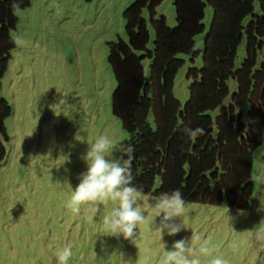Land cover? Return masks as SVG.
Listing matches in <instances>:
<instances>
[{"label":"rangeland","instance_id":"obj_1","mask_svg":"<svg viewBox=\"0 0 264 264\" xmlns=\"http://www.w3.org/2000/svg\"><path fill=\"white\" fill-rule=\"evenodd\" d=\"M19 8L11 30L25 40L10 51L7 69L0 80V97L12 108L4 120L8 135L2 139L5 156L0 161V264H56L58 248L71 244L69 264H159L164 244L190 239L192 231L211 238L214 255L230 264H264V137L252 152L253 193L246 209L185 200L184 227L170 236L160 232L161 216L152 208L151 193H142L147 220L140 226L138 246L122 235L107 233L102 218L111 212V201L81 207L79 214L66 208L72 189L87 170L82 158L88 142L103 134L125 142L128 134L111 111V93L116 85L107 61L109 41L126 40L124 9L134 0H29ZM174 0H161L156 17L163 15L170 27L176 24ZM256 10H258L256 5ZM205 29L195 37L201 50L212 8H205ZM148 20L147 10L142 14ZM153 46L154 32L148 23ZM245 55V39L235 57L238 67ZM173 93L181 105L189 97L188 67L202 65L201 53L180 55ZM261 56H259V60ZM148 60H144L147 72ZM230 95L236 88L228 80ZM230 95L225 105L230 103ZM249 104L235 107L248 124ZM214 114L216 112H213ZM213 114V115H214ZM119 155V153H116ZM159 184L156 179L154 187ZM162 215V214H161ZM94 216V220H89ZM182 218H177L180 223ZM137 233L139 229H136ZM198 248V244L194 245ZM202 264L210 257L201 255Z\"/></svg>","mask_w":264,"mask_h":264},{"label":"trees","instance_id":"obj_2","mask_svg":"<svg viewBox=\"0 0 264 264\" xmlns=\"http://www.w3.org/2000/svg\"><path fill=\"white\" fill-rule=\"evenodd\" d=\"M29 2L0 0V80L15 47L9 36L18 21L13 5L24 8ZM160 2L130 3L123 11L127 39L118 36L107 43L116 82L111 111L128 134L124 144L135 148L133 183L142 193L179 189L185 200L246 209L254 187L252 152L264 137V0H174L173 27L163 15L156 17ZM207 5L212 8L210 26L202 49L195 50V37L205 29ZM148 23L154 32L151 48ZM243 39L245 55L236 67ZM199 53L202 65L188 67L189 97L181 105L173 93L175 75L185 62L180 55L191 56L193 62ZM144 60L149 61L147 72ZM229 79L236 82L231 95ZM245 103L248 124L235 112ZM11 112L0 97L2 139L8 138L4 120ZM184 127L205 132L192 139ZM4 156L0 140V161ZM156 179L159 184L154 187Z\"/></svg>","mask_w":264,"mask_h":264},{"label":"clouds","instance_id":"obj_3","mask_svg":"<svg viewBox=\"0 0 264 264\" xmlns=\"http://www.w3.org/2000/svg\"><path fill=\"white\" fill-rule=\"evenodd\" d=\"M19 12V5L14 4L13 13L18 15ZM9 36L17 47L25 45V40L17 33L10 31ZM183 131L192 139L205 132L200 127L195 129L184 127ZM88 144L89 149L82 157L87 162V170L81 174L80 182L72 189L65 206L72 213L79 214L83 205L94 204L99 211V205L113 202L115 206L111 212L104 214L102 218L107 233L114 236L122 235L125 239L132 240L139 248L138 241L142 236L140 226L147 220V215L142 207V192L133 183L134 145L118 142L108 134L99 135L94 142ZM260 179L261 176L255 173L251 175L252 181ZM152 200L156 217L161 216L158 231L163 233L166 229L168 235L174 236L187 227L183 219L187 203L179 189L154 195ZM177 218H182L180 223L176 222ZM89 220H94V216H90ZM260 232L264 233V227ZM258 238L264 236L258 233ZM197 244L198 248L194 247ZM214 252L215 246L211 238L202 239L193 230L190 239L174 241L171 249H167L164 244L159 264H202L201 255L210 257L206 264H230L228 259L222 255H214ZM55 256L56 264H69L73 256V246L68 244L58 248Z\"/></svg>","mask_w":264,"mask_h":264}]
</instances>
